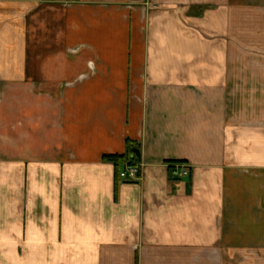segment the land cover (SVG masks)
<instances>
[{"label": "crops", "instance_id": "obj_1", "mask_svg": "<svg viewBox=\"0 0 264 264\" xmlns=\"http://www.w3.org/2000/svg\"><path fill=\"white\" fill-rule=\"evenodd\" d=\"M0 264H264V0H0Z\"/></svg>", "mask_w": 264, "mask_h": 264}, {"label": "built area", "instance_id": "obj_2", "mask_svg": "<svg viewBox=\"0 0 264 264\" xmlns=\"http://www.w3.org/2000/svg\"><path fill=\"white\" fill-rule=\"evenodd\" d=\"M189 168L185 164L175 163L169 166V176L171 179L187 178L189 176ZM140 166L139 164H124L119 171L118 178L127 183H134L139 180Z\"/></svg>", "mask_w": 264, "mask_h": 264}, {"label": "trees", "instance_id": "obj_3", "mask_svg": "<svg viewBox=\"0 0 264 264\" xmlns=\"http://www.w3.org/2000/svg\"><path fill=\"white\" fill-rule=\"evenodd\" d=\"M102 160L112 162L115 165V178L119 180L118 174L124 164H139V149L128 144L124 155H103Z\"/></svg>", "mask_w": 264, "mask_h": 264}, {"label": "rangeland", "instance_id": "obj_4", "mask_svg": "<svg viewBox=\"0 0 264 264\" xmlns=\"http://www.w3.org/2000/svg\"><path fill=\"white\" fill-rule=\"evenodd\" d=\"M200 12V11H199ZM192 13L193 14H197V9H194L193 11H192Z\"/></svg>", "mask_w": 264, "mask_h": 264}]
</instances>
